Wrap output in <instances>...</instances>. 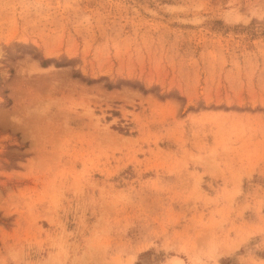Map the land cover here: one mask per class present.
Listing matches in <instances>:
<instances>
[{
    "label": "rangeland",
    "instance_id": "1",
    "mask_svg": "<svg viewBox=\"0 0 264 264\" xmlns=\"http://www.w3.org/2000/svg\"><path fill=\"white\" fill-rule=\"evenodd\" d=\"M175 259L264 264V0H0V264Z\"/></svg>",
    "mask_w": 264,
    "mask_h": 264
},
{
    "label": "bare ground",
    "instance_id": "2",
    "mask_svg": "<svg viewBox=\"0 0 264 264\" xmlns=\"http://www.w3.org/2000/svg\"><path fill=\"white\" fill-rule=\"evenodd\" d=\"M174 264H181V261L178 260V259H175V260H174Z\"/></svg>",
    "mask_w": 264,
    "mask_h": 264
},
{
    "label": "trees",
    "instance_id": "3",
    "mask_svg": "<svg viewBox=\"0 0 264 264\" xmlns=\"http://www.w3.org/2000/svg\"><path fill=\"white\" fill-rule=\"evenodd\" d=\"M43 64H45V61H43ZM56 65H61L60 63H56ZM76 76H79V74H76ZM81 77V76H80ZM91 81V80H88V82Z\"/></svg>",
    "mask_w": 264,
    "mask_h": 264
}]
</instances>
